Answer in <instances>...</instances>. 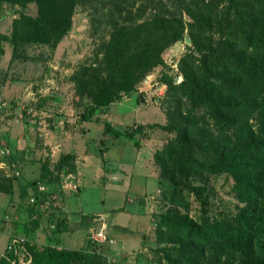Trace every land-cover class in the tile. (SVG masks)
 <instances>
[{"label": "trees", "instance_id": "1", "mask_svg": "<svg viewBox=\"0 0 264 264\" xmlns=\"http://www.w3.org/2000/svg\"><path fill=\"white\" fill-rule=\"evenodd\" d=\"M97 1L0 0V9L4 3L13 7L0 10V18L19 10L11 27L13 56L23 55L30 44L53 49L71 30L75 7L89 8L90 27L103 26L102 35L109 34L95 53V66L80 68L75 76L77 91L91 100L79 119L93 120L104 107L133 93L163 62L162 52L188 34L191 43L177 64L182 79L167 83L165 122L119 129L104 120L103 133L134 140L144 125L174 133L154 153L159 175L167 182L160 193L164 208L153 217L165 264H205L210 245L230 256V264L236 258L238 264H264V0H117L120 4L102 15ZM31 3L33 15L28 13ZM74 161L72 152L61 154L53 166L43 160L38 177L22 185L29 225L54 215L62 197L55 184L75 173ZM218 172L231 178L241 206L226 219L211 220L204 212L193 218L187 192L203 195L207 175ZM40 185L44 190L39 191ZM31 197L37 201L30 202ZM60 229L57 222L54 231ZM95 242L88 237L82 248L70 249L26 239L25 249L29 264H111ZM0 264L19 263L6 249Z\"/></svg>", "mask_w": 264, "mask_h": 264}, {"label": "rangeland", "instance_id": "2", "mask_svg": "<svg viewBox=\"0 0 264 264\" xmlns=\"http://www.w3.org/2000/svg\"><path fill=\"white\" fill-rule=\"evenodd\" d=\"M119 4L117 0H99L96 6L102 15L107 14L109 7ZM10 6L4 3L1 12L10 11L13 8ZM28 6V13L35 14V5L31 3ZM14 8L17 9L18 6ZM18 16L17 9L0 18V34L3 36V53L0 55V252L6 250L7 239L12 233L28 238L26 229L29 224V205L22 192V185L38 177L40 164L44 159L53 166V160L56 159L52 155L53 151L58 152L60 148L78 143L79 139L75 136L77 133H84L89 153H100L104 172L105 169L113 170L119 162L132 165L139 157H144V154L151 155L146 176L142 174L141 168L130 167L136 172L135 175L131 178V173H128L129 177L120 183L99 180L89 176V171L86 170V179L79 190L78 205L82 211L101 212L104 218L115 213L120 220L127 219L123 224L125 227L121 226L127 233L122 232L119 237H125L124 234L133 237L145 234L144 246L132 248L125 253L118 252L116 254L119 255L113 256L108 253L109 226H112L109 224L108 227L104 226L107 241L95 242V245L101 244V250L111 264H165L159 249L163 244L155 240L153 217L164 208L165 203L161 201L160 193L167 187V182L159 175L154 153L173 139L174 133L144 125L142 133L136 134L134 140L125 136L116 138L110 134H106L103 139L101 135L104 120H109L119 129L136 124L165 122V109L169 103L167 83L178 75L182 77L177 64L189 44L182 40L166 48L161 54L163 62L153 67L136 84L133 93L104 107L98 119H93L98 124L85 125L79 115L91 100L86 94L77 91L76 72L89 65L95 66V53L100 52V46L106 43L109 34L102 35L103 26L100 29L90 27V9L77 5L71 17V30L53 49L45 45L30 44L22 50L23 55L13 56L11 27L12 21ZM47 96L49 99L45 100ZM19 148L25 151L23 155H19ZM25 161L33 163L28 167V162ZM37 161L40 163L35 164ZM75 173L70 174L68 179L73 178ZM144 177H150L151 180L144 182ZM207 178V188L203 195L187 192L189 214L199 219L204 212L211 220L235 215L241 204L232 191L231 178L225 172L211 173ZM68 179L61 176L55 187L60 188V183L66 184ZM144 188L146 189L143 191ZM202 198L204 204L201 203ZM133 207L134 213L139 217L146 219V216H151L146 225L142 222L138 226L132 223L134 219L128 217L126 211L131 213ZM114 231L111 234L118 236ZM137 239L140 238H136L135 242ZM206 252L205 264H230V256L220 250L216 251L212 245L207 247ZM237 261L238 258L232 264H238Z\"/></svg>", "mask_w": 264, "mask_h": 264}, {"label": "crops", "instance_id": "3", "mask_svg": "<svg viewBox=\"0 0 264 264\" xmlns=\"http://www.w3.org/2000/svg\"><path fill=\"white\" fill-rule=\"evenodd\" d=\"M85 125L88 123H97L93 120L83 121ZM83 124V125H84ZM98 124V123H97ZM89 130H86V132ZM101 136H103V139L106 138V134L103 133L102 130ZM84 133H77L75 137L79 139V142L76 144L71 145L68 148H60L58 152L53 151L52 155L56 157L54 159V163L59 159L60 155L63 153L72 152L75 155V167H76V173L73 178H67L68 181L66 184L60 183L61 187L58 189L62 192V197L56 201V211L54 215L52 214L50 217L42 218L36 225L32 226L27 224L28 229H26V232H28V238L27 240L35 241L40 244H58L59 246L70 248V249H80L83 247L86 238L91 236V233L96 230H103L104 226H109V254L111 255H119L116 254L118 252L125 253L132 248L142 247L144 246L145 242L143 237L145 236L144 233H142L139 237L138 236H127V234H124L125 237L119 235L122 232H125V227L123 224L127 222V219L125 221L120 220L117 218L116 214H110L109 216H106V218L101 215V212L96 213H85L82 211L81 207L78 205L79 201V190L82 185V182L86 179V170L89 171V176L97 177L99 180L107 181H114L117 183L123 182V180L127 179L131 173V178L135 175L134 172L130 167L137 166L138 169H142L144 176H146L147 171V163H149V160L151 159V155L144 154V157H139L137 161L134 164H127L124 165L123 163H118L115 165L113 170H107L105 169L104 172V165L101 162V157H99L100 153L97 151L95 154H90L88 151V146L86 145V139H85ZM118 138V137H116ZM106 147V146H105ZM25 153L23 148H19ZM106 153V152H105ZM105 155V154H103ZM27 160V159H26ZM45 160V159H44ZM28 162L27 166L33 162L31 161H25ZM40 161H37L35 164H39ZM106 167V166H105ZM122 175L124 178H122ZM149 175H151L149 173ZM139 177H142L140 174ZM29 177V175L27 176ZM150 177H144V182L151 180ZM30 179V178H29ZM59 184V185H60ZM146 188L143 189V191ZM29 193V189L27 191ZM138 201H140V195L138 196ZM124 212V211H123ZM135 212V207H133V211L130 213L126 211V214L131 217H133L134 221L132 222L134 225L138 226L139 222H142L146 225L147 221H150L151 216H146V219H143L141 216L139 217L137 213ZM29 218L27 221L32 219V217L29 215ZM37 215H34L33 218H36ZM61 222V229L58 231H54L56 223ZM102 225V226H101ZM123 226V227H121ZM147 227V226H146ZM113 228V229H112ZM148 228V227H147ZM128 229V232H130V229ZM149 229V228H148ZM115 230V231H114ZM116 232L118 236H115L111 234L112 232ZM127 233V232H125ZM13 234V233H12ZM11 235V234H10ZM9 235V236H10ZM8 238V235H7ZM91 238V237H90ZM136 238L137 242H135ZM134 239V241H133ZM8 243V239H7ZM6 243V244H7ZM7 246V245H6ZM6 248V247H5ZM5 252V249L0 252V254H3Z\"/></svg>", "mask_w": 264, "mask_h": 264}, {"label": "built area", "instance_id": "4", "mask_svg": "<svg viewBox=\"0 0 264 264\" xmlns=\"http://www.w3.org/2000/svg\"><path fill=\"white\" fill-rule=\"evenodd\" d=\"M42 190H44V186L40 185L39 191H42ZM36 201H37V198L35 197L30 198V202L34 203ZM44 205H46V203H44ZM90 237L94 241H97V242H104L107 240V236L104 233V229L96 230L92 232ZM25 242H26L25 237L20 236V235L18 236L17 234H11L9 237L7 246H6L7 250L13 251V253L16 255L17 262L19 264H29L30 262V256L25 249Z\"/></svg>", "mask_w": 264, "mask_h": 264}, {"label": "water", "instance_id": "5", "mask_svg": "<svg viewBox=\"0 0 264 264\" xmlns=\"http://www.w3.org/2000/svg\"><path fill=\"white\" fill-rule=\"evenodd\" d=\"M184 42L187 43V44H190V43H191L188 34H185V36H184ZM181 79H182V77H181L180 75H178L177 77H175V79H174V83H178V82H180Z\"/></svg>", "mask_w": 264, "mask_h": 264}]
</instances>
